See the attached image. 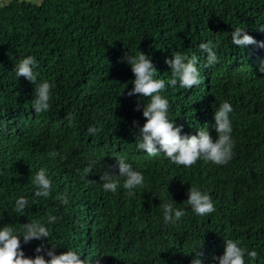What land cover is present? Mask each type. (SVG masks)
<instances>
[{
    "label": "trees",
    "instance_id": "trees-1",
    "mask_svg": "<svg viewBox=\"0 0 264 264\" xmlns=\"http://www.w3.org/2000/svg\"><path fill=\"white\" fill-rule=\"evenodd\" d=\"M264 42V0H9L0 5V228L14 234L32 220L45 223L50 236L21 248L72 250L100 264H219L224 240L248 251L245 264H264V48L232 43L235 28ZM214 46L218 62L207 66L201 43ZM149 56L154 78L170 82L165 63L172 53L198 57L199 86L166 83L168 119L181 135H198L208 125L215 141L214 111L227 101L234 141L233 158L216 165L203 158L176 165L163 153L139 150L143 108L139 94L129 97L135 79L121 62L129 52ZM33 56L37 84L49 82L50 107L36 113L35 86L16 77L15 64ZM149 98H145V103ZM71 117V120H69ZM133 121L137 123L134 125ZM98 131L90 134L89 127ZM49 153H58L55 158ZM124 157L144 176L143 186L105 191L100 176ZM95 161L88 176L85 169ZM45 169L52 183L48 197H36V173ZM118 174V167L115 168ZM196 186L209 194L215 211L196 215L187 204ZM66 196L68 204L59 197ZM28 200L15 211L19 197ZM164 203L183 209L175 224L163 220ZM57 219L48 223L49 217ZM43 254V253H41ZM45 259H50L45 255Z\"/></svg>",
    "mask_w": 264,
    "mask_h": 264
},
{
    "label": "clouds",
    "instance_id": "clouds-1",
    "mask_svg": "<svg viewBox=\"0 0 264 264\" xmlns=\"http://www.w3.org/2000/svg\"><path fill=\"white\" fill-rule=\"evenodd\" d=\"M232 43L243 49L249 45H256L264 48V42L256 41L249 35L245 28H235L231 35ZM200 49L207 53V66H212L218 62V57L214 46L209 43H201ZM171 59H166L165 63L171 69L172 78L170 82L163 79L154 78L158 70L154 67L152 60L145 53L140 51L138 56L130 55L129 52L121 58V62H127L131 66L135 79L132 81L134 87L127 93L129 97L139 94L141 100L137 102L136 110L143 108V117L146 122L140 128L139 142L137 147L143 150L148 156H156L159 153L165 154L171 162L176 165H182L185 168L193 166L199 159L203 158L216 165L227 164L233 158L234 141L231 139L232 126L229 113L233 111L229 102H223L217 110L214 111L217 138L213 140L208 125L198 128V135H181L182 125L177 126L174 121L168 119L169 102L160 93L165 90L166 83L175 87L191 89L193 86H199L201 83L200 72L197 68L198 57L192 55L188 57L180 53L173 54ZM37 67V61L33 56H27L15 64L14 72L16 77H24L35 86L33 108L36 113L47 111L50 107V88L49 82L44 81L37 84V75L34 69ZM259 72L264 73V60L260 62ZM145 98L149 102L145 103ZM71 120V117H69ZM137 122L133 121L135 125ZM90 134L95 135L98 129L95 126L89 127ZM58 153H49V156L55 158ZM116 165L108 166L113 170H104L100 176L102 187L105 191L116 192L119 186V177L124 178L123 187L134 194L132 190L144 184V176L140 171L133 170L131 164L127 163L124 157H115ZM95 161L89 164L84 170L88 176L93 170ZM118 167V174L115 168ZM33 183L37 186L36 197H48L51 193L52 183L47 176L46 170L41 168L35 175ZM62 204L67 205L66 196L59 197ZM187 204L191 206L192 211L198 216H205L215 211L214 203L209 194L203 192L196 186H190L188 190ZM28 204L27 198L21 196L15 201V211L23 212ZM163 220L166 224H175L184 215L183 209L173 207L171 203H164ZM56 217H49L48 223L56 220ZM50 236L47 225L40 220H32L23 224V229L14 234V228L11 225H5L0 228V264H93L92 258L82 260L78 252L67 250L56 254L55 247L45 250L41 244L35 249L37 255L35 258L25 256L21 248V237L25 244L32 240H43ZM225 250L222 256H213V260H218L219 264H245V256L255 261L258 254L256 251H248L246 248L238 246V242L227 239L224 240ZM202 247L193 254L192 264H203L201 259ZM43 253V254H41ZM45 255L50 259H45ZM95 264H100L101 256H95Z\"/></svg>",
    "mask_w": 264,
    "mask_h": 264
},
{
    "label": "rangeland",
    "instance_id": "rangeland-1",
    "mask_svg": "<svg viewBox=\"0 0 264 264\" xmlns=\"http://www.w3.org/2000/svg\"><path fill=\"white\" fill-rule=\"evenodd\" d=\"M9 0H0V5H3L5 3H7ZM34 1H39V0H34Z\"/></svg>",
    "mask_w": 264,
    "mask_h": 264
}]
</instances>
